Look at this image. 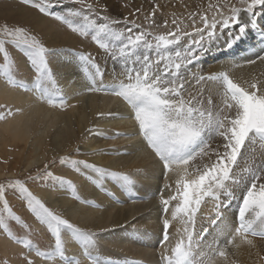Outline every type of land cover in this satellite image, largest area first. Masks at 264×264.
Listing matches in <instances>:
<instances>
[{
    "label": "snow or ice",
    "instance_id": "6c2138e0",
    "mask_svg": "<svg viewBox=\"0 0 264 264\" xmlns=\"http://www.w3.org/2000/svg\"><path fill=\"white\" fill-rule=\"evenodd\" d=\"M19 2L58 21L78 37L90 39L105 54L121 62L122 78L105 85L104 72L91 53L73 54L86 90L111 95L127 108V118L143 143V155L152 157L163 170L165 183L158 193L161 264H238L235 256L242 246L255 247L253 238L264 240V79L253 75L240 80L229 70L198 74L189 68L200 59L201 52L208 50L207 45L222 36L225 46L231 49L249 31L260 28L258 18L264 17V0H207L186 15L173 13L171 19L165 18L162 23L156 19L157 6L145 15L146 27L125 17L124 28L115 27L120 20L101 14L107 12L106 6L97 10L98 0H68L79 7L69 9L66 15L52 11L56 5L51 0ZM9 46L26 59L33 73L31 88L17 78V65ZM55 55L56 49L48 47L25 26L0 24V75L5 83L33 92L38 101L51 107L65 108L67 101L52 67ZM257 60L264 63V55L247 64L255 65ZM187 86L193 87L195 94ZM212 92L219 97L218 105ZM0 108H4L0 120L13 115L7 106ZM59 162L101 190L106 181H116L130 191L136 183L126 172L87 159L61 156ZM44 167L47 169L48 165ZM29 179L50 180L64 186L74 200L90 203L81 198L72 180L51 171ZM9 190L46 230L51 240L47 250H42L32 238V226L13 210L7 199ZM233 201V225L223 229L220 237L205 249L204 238L210 228L224 223L223 209ZM208 203L212 204V214L206 218L208 226L202 224L197 230L198 217ZM13 223L23 229L24 235L13 230ZM108 231L101 228L97 232L72 222L49 207L24 180L0 182V234L21 246L23 264H36L35 258L44 264H101L93 252L99 247L100 234ZM70 243L80 248L84 259L67 255ZM259 258L264 261V256ZM0 264L9 261L0 259Z\"/></svg>",
    "mask_w": 264,
    "mask_h": 264
},
{
    "label": "bare ground",
    "instance_id": "6f19581e",
    "mask_svg": "<svg viewBox=\"0 0 264 264\" xmlns=\"http://www.w3.org/2000/svg\"><path fill=\"white\" fill-rule=\"evenodd\" d=\"M206 3L207 0H186V3H183V0L177 3L172 2L170 4L175 6L174 9L170 8L171 14L186 15L188 11H194L197 6ZM170 4L168 2L166 6ZM182 7L185 8L184 11H182ZM165 8V5L159 7L161 11ZM165 11L166 14L167 11ZM3 16L5 17V15ZM8 16L15 20L13 13ZM35 19L36 21L43 20L37 15ZM258 22L260 28L249 31L247 34L250 43L248 47L241 45L245 42V39H242L233 48L228 49L225 46V37L222 36L219 40L207 45V51L200 53L199 60L202 62L194 61L193 65L189 66L191 72L208 74L229 70L235 78L240 80L249 79L253 75L264 79V75H261L264 73V63L257 60L255 65H249L245 57L246 53L251 57L249 60L256 59L258 55H264L262 46L264 36H261V31L264 30L262 28L264 27V17L258 18ZM57 31V34L44 37L43 41L48 47L56 49L52 67L59 89L68 106L54 108L45 102H40L33 92H25L22 89L8 86L3 76L0 75V105L7 106L13 113L12 116L0 121V152L5 153L8 150L9 156L16 157L15 162L23 159L28 164L27 166L75 153L78 159H87L98 165L109 167L111 170L131 175L136 181L131 191L116 181H106L104 190H101L71 169L67 172L68 168L65 170L64 166L59 174L76 184L78 194L83 200L89 201L88 204L74 200L64 186L57 185L54 191H48L49 189L36 185L34 192L42 199L44 198L49 207L80 226L91 228L97 232L101 228L110 229V231L100 234L99 247L93 252L101 264H134V262L135 264H161L159 241L162 238V216L158 193L165 183L163 170L152 157L143 155L144 146L142 141L137 142L139 140L135 127L127 118V108L111 95L86 90V81L73 60L75 53L73 47L76 46L78 40H74L75 38L70 34L66 33V35L60 30ZM253 35L254 41L252 40ZM233 55L238 56L239 60L232 59ZM102 56L103 54L99 52L96 60H102ZM233 65L243 66L233 67ZM18 66L23 69L24 75H31L23 78L31 88L33 74H29L31 69L27 62L20 59ZM118 68L117 65L114 68L110 66L103 71L105 85L116 83L118 79L122 78L115 73L119 71ZM187 87L195 94L193 87ZM208 95L209 93L206 91L205 97ZM211 95L214 103L217 102L218 95L215 92H212ZM108 111H110L109 115H98ZM88 132H94L93 134L97 133V135H86ZM128 134L134 137L126 141L124 137ZM125 143L128 146L126 150L135 152V157L126 158L124 155L116 157L108 154L111 151L107 147L115 149ZM77 149L79 152L76 151ZM104 150H108V153H105ZM85 154L87 155L83 156ZM12 169L14 167H10V170L7 171L8 174L13 173ZM0 176H2L1 173ZM158 181L161 184L159 189H157ZM137 192L146 194L144 196L148 197V201L142 202L135 198L134 196L139 194ZM167 194L165 192V195ZM223 211L225 213L224 223L219 228H210V234L203 241L205 249L208 245L213 244L214 239L220 237L223 229L233 225L236 201H233ZM211 214L212 204L208 203L203 207L201 216L198 217L197 230L202 224L208 226L206 218ZM2 242L6 243L4 240ZM254 243L255 247L242 246L237 251L235 259L238 260V264H264V261L259 258L264 256V240L254 239ZM66 252L70 257L84 259L80 256L81 250L75 243H70ZM35 259L36 264H44L40 258Z\"/></svg>",
    "mask_w": 264,
    "mask_h": 264
},
{
    "label": "rangeland",
    "instance_id": "374dc122",
    "mask_svg": "<svg viewBox=\"0 0 264 264\" xmlns=\"http://www.w3.org/2000/svg\"><path fill=\"white\" fill-rule=\"evenodd\" d=\"M178 1H180V0H98L97 10L99 11L101 7L106 6L107 12L106 13L102 12L101 14L102 15L106 14V15H109L110 17H113L117 20H120L121 23L119 25H115V27H117V28H124L125 27V25L123 24V20L125 17H127L130 20L135 19L137 23H144L145 27H146L147 24L144 22V17H145V15L150 13L154 7L158 6V10L156 12V19H157L158 23H162L165 18H168V19L172 18L170 8L174 9L175 5L170 4V3H172V2L177 3ZM51 2H52V4L56 5L55 7L52 8V11H54L60 15H66L69 9H74V8L79 7V5H74V4L69 3L68 0H59V3H57V0H51ZM89 2H92V0H89ZM168 2L171 6L170 5L166 6V5H168ZM183 3H186V0H183ZM161 5H165V7H166L165 10L167 9L166 11L168 13L165 10L161 11L159 9V7ZM172 6H173V8H172ZM137 9H140V11L137 12L136 11ZM184 10H185V8L182 7V11H184ZM164 11L166 12V14L164 13ZM10 13H13L15 15V17H13L15 20L11 19V17L8 16ZM3 15H5V17ZM36 15L38 17H41L43 20L42 21H36V19H35ZM4 23H7L9 26H12V25L25 26L31 32L38 35L42 40L44 39V37H48V36H51L53 34H57V32H58L57 30H60L64 34H66V33L70 34L75 38L74 40H78V42L75 44L76 46L73 47L75 52L83 51L86 53H91L95 58H97V56L99 55V52H101V54H103V56L101 57L102 60L98 59L96 61H97V63H99L102 71H104L107 67L113 66V68H114V66L117 65L119 67L118 68L119 71H117L115 73L117 75L118 74L120 75L122 72L121 62L114 60L111 56L105 54L103 52V50L99 49L94 43H92L90 41V39L85 40V39L78 37L76 34L68 31L58 21H55V20L51 19L50 17L43 16L42 14L38 13L35 9H32L28 6L21 4L19 2V0H0V24H4ZM249 36H250V33H249ZM253 38L255 39V37H253ZM242 39H245L246 43L244 42L241 45H246L248 47L250 45V43L248 42V39H249L248 36L246 35ZM9 53L17 65V70H16L17 78L18 79L22 78L21 80H23V78L25 76H31V75H27V74L24 75L23 69H21L18 66L20 59H24L26 61V59L23 57L22 53L19 52V50L12 48L11 46H9ZM233 57L236 58V60L238 59V56H236V55H233ZM0 61H2V57H0ZM199 61L202 62L201 60H199ZM222 63H224V62H222ZM29 74H33L31 72V70H30ZM216 101L217 102H215V103L218 105L220 103L219 99H216ZM2 111H4V108H0V112H2ZM109 114H110V111L105 112L104 115H109ZM0 121H2V120H0ZM93 133L94 132H88L86 135H89V136L90 135H94V136L97 135V133H95V134H93ZM98 133L100 134L101 132L99 131ZM133 137L134 136H132L131 134H128L126 137H124V139L127 141V140H131ZM138 140L139 141H137V142L141 141L139 138H138ZM126 145H127V143H125V145L122 144L121 147L120 146H117V148L112 147L115 149H110V147H107V148H109L108 150L111 152L108 153V150H104V152L108 153L109 155L116 156V157L117 156L119 157V155L120 156L124 155V157H126V158L135 157L136 156V154H134L135 152H130L129 150H126V147L128 148V146H126ZM142 145H143V143H142ZM79 148H80V146H79ZM7 151L8 150H6L5 153L0 152V173L2 174V176H0V182H6V181L11 180V179H21V180L25 181V183L28 185V187L33 192H34V189H36V185L37 186H43L45 189L46 188L49 189L48 191H50V190L54 191V188L57 187V185L53 184L52 181H50V180L45 181L43 179L33 180V179H29V177H36V176L43 177V175L46 171H51L54 175L59 176L60 175L59 171L62 168H64V166L66 167V168H64L65 170L68 168L66 170L67 172L70 171L69 170L70 168L68 166L62 165L59 162L60 157L57 159H51L50 161H44L43 160L41 164L39 163V164H34L33 166H27L28 164L23 159H21V161L15 162L17 160L16 157L9 156L8 155L9 151L8 152ZM67 155L69 156V154H67ZM67 155H65V156H67ZM74 155H75V153H73L70 156L72 158H76V155L75 156ZM86 155L87 154H85L83 156H86ZM45 164L48 165L47 169H45V167H44ZM10 167H14V169H12V170H14L12 174H8V172H7L8 170H10ZM160 186H161V184L158 181L157 189H159ZM38 188H40V187H38ZM137 193H139V192H137ZM144 195H146V194L139 193V194H136L134 197L137 199H140L139 201H142V202L145 200L148 201V199H147L148 197L145 198ZM7 199L9 200V203L12 206L13 210L18 215H20L23 219H25V221L28 222L32 226V228L34 229V234L32 237L34 239V241L40 245L42 250H47L50 243H51V240H50V237L47 234L46 230L43 228V226H40L34 220V218L31 217V214L27 212L23 202L11 190H9L7 192ZM43 200H44V198H43ZM12 227H13V230L18 235H24L23 229H21L19 226H16L13 223ZM254 239L260 240L259 238H254ZM2 240L6 241V243L4 244V242H2ZM0 249H1L0 250V259H7L9 261V264H23V260H22L21 255H20V253L22 251L21 246L10 242L3 234H0ZM24 251H26V250H24Z\"/></svg>",
    "mask_w": 264,
    "mask_h": 264
}]
</instances>
